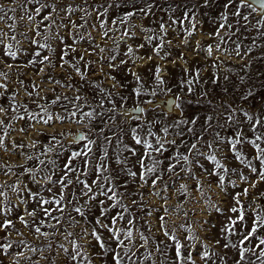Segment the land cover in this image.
<instances>
[{
    "label": "rangeland",
    "instance_id": "1",
    "mask_svg": "<svg viewBox=\"0 0 264 264\" xmlns=\"http://www.w3.org/2000/svg\"><path fill=\"white\" fill-rule=\"evenodd\" d=\"M44 3L55 5L57 11L49 7L36 15L35 8ZM0 6V16H4L0 20V73L4 74L0 75V84L6 85L0 88V108L4 109L0 112V136L8 149L0 148V165H4L0 167V185H5L0 188L5 193L0 197V209L10 210L0 211V222L11 219L14 223V227L0 231V237H7L0 243L12 245L7 254L0 255L3 264H13L14 260L19 264H114L112 254L105 253L94 237L85 234V229L88 233L95 229L106 248H116V242L109 239L110 233L95 223L101 206L98 201L81 196L82 185L65 190L67 200L72 199L71 192L76 199L66 205L62 226L56 225L55 229L49 225L56 221L39 211L33 223L25 209L32 211L36 203L23 190L19 195L27 203H19L17 192L12 190V186L23 189L26 185L46 199L53 194L58 196L60 185L47 183L44 177L52 175L53 180H58L67 157L82 150L87 141L68 139L78 131L95 141L87 157L90 167L106 165L108 171L103 176L113 178L117 192L119 204L114 208L110 207L113 201L99 197L105 201L103 207L110 208L101 217L102 223L112 226L110 217L123 213L125 219L115 227L133 231L134 246L128 253L132 259L124 256L122 264H236L240 248L248 250L240 264H264V257L257 259L260 249L255 248L259 239H264V226L258 229L255 239L239 243L251 218L257 214L264 217V179L260 175L264 165L256 159L257 149L248 143L255 141L264 148V11L259 14L255 6L244 0H0ZM129 12L133 15L121 23ZM49 13L52 19L40 23L42 16ZM29 15L34 17L32 21L28 20ZM70 21L83 27L73 28ZM161 23L165 25L164 32L160 30ZM220 24L225 27L220 28ZM125 31L129 35L125 36ZM33 40L38 43L33 44ZM161 40L163 45L157 55L154 48ZM40 44L48 47L41 48ZM5 46L16 53L15 58L5 55ZM129 47L133 49L132 56L126 55ZM36 52H40L39 57ZM64 52L67 55L61 60ZM45 56L48 60L39 63ZM30 60L37 62L30 64ZM157 67L161 69L162 84L156 79ZM132 72L140 77L139 82ZM134 90H140L142 95L136 96ZM153 91L155 96L151 95ZM170 95L175 97L173 108L177 112L166 111L158 104ZM77 96L81 99L76 100ZM73 105L82 107L77 110ZM136 106L145 111H133ZM93 110L96 115L90 122L83 118L76 123L69 117L70 112L76 111L75 119L80 120L82 113ZM48 114L54 119L45 124L43 119ZM56 116L64 119L57 120ZM257 120L261 123L257 124ZM177 121L186 123L177 126ZM164 127H168L167 135L162 131ZM133 128L154 145L161 139L167 149L162 156L152 153L163 162L146 175L147 183L139 179V157L125 151V146H129L143 155L142 146L132 140ZM149 130L155 135L149 136ZM238 134L242 142L233 152L229 140H235ZM53 136L56 140L51 139ZM256 136L261 139L256 140ZM173 140L175 144L168 143ZM14 143L23 146L13 147ZM193 143L197 149L189 151ZM49 148L52 151H46ZM105 151L107 157L101 160ZM237 154L240 159H236ZM208 155H215L222 167L216 168L214 162L206 159ZM183 156H188L187 164ZM117 157L125 163L118 164ZM83 159L73 160V166L82 168ZM40 160L45 164L40 165ZM49 160L55 161V166ZM145 163L151 166L152 161L146 157ZM170 163L175 165L173 172L167 171ZM26 168L35 171L39 187L24 172ZM127 169L137 176H129ZM77 174H70V178L75 180ZM103 176L100 182L107 188ZM157 176L160 179L153 186L151 181ZM81 178L91 184L96 175L89 171ZM47 188H52V192ZM157 192L159 195H155ZM73 206L82 207L85 216L74 212ZM231 207L241 209L245 216L243 222L233 226L235 234L221 231L229 225V218L238 216L230 211ZM19 215H24L27 227L19 221ZM72 218L79 223H70ZM129 219L132 225L127 224ZM37 226L49 235L35 233ZM165 231L177 237L183 245L182 255L190 254L191 260H176L173 241L164 235ZM69 232L71 236H67ZM141 234L147 244L140 239ZM73 241L81 253L75 260L70 258L76 251ZM226 243L236 247L224 248ZM31 248L37 251H30ZM117 251L124 255L121 249ZM18 252L24 256L18 257ZM204 252L208 253L207 259H201Z\"/></svg>",
    "mask_w": 264,
    "mask_h": 264
},
{
    "label": "snow or ice",
    "instance_id": "2",
    "mask_svg": "<svg viewBox=\"0 0 264 264\" xmlns=\"http://www.w3.org/2000/svg\"><path fill=\"white\" fill-rule=\"evenodd\" d=\"M33 2L39 3V0H28V3H33ZM229 2H231V0H229ZM241 2H243V0H241ZM259 3H260V7L262 9H264V0H259ZM49 7L52 8L53 12L57 11V8L55 5L50 6L47 3H44V4H41L40 7L35 8L36 15H40L43 10H45ZM225 7H228V5L226 4ZM12 10L14 11L15 9H12ZM0 11H3L2 6H0ZM141 11H143V10H141ZM132 15H133V13H131V12L127 13L126 16L123 18V20L121 21V23H123L124 20H127L128 17H130ZM235 15L239 16L240 13L236 12ZM185 16L187 17V14H185ZM3 19H4V16H0V20H3ZM33 19H34V17L32 15L28 16L29 21H32ZM51 19H52V13H49L47 15H43L40 23H43V21H50ZM244 19L247 20L248 18L244 17ZM70 23H71V26L73 28L83 27V25L78 26L74 21H70ZM112 23L115 24L116 21L113 20ZM173 23H175V21H173ZM38 26L39 25H37V27ZM101 27H104L103 23H101ZM219 27L224 28L225 25L220 24ZM160 30H161V32L165 31V25L163 23L160 24ZM107 34H108L107 32L104 33L105 36H107ZM190 34L191 33H189V35ZM37 35H39V32H37ZM124 35L127 36V35H129V33L127 31H125ZM147 39L151 40L152 37H147ZM32 43L36 44L38 42L33 40ZM162 45H163V41L161 40V44H158L156 46V48H154V51L157 53V55L159 54V49L162 47ZM5 47H6L5 55L11 56L12 58H15L16 53L11 51L9 46H5ZM40 47L45 48L48 46L46 44H40ZM140 47H143V45H140ZM101 51H103V49H101ZM211 51H212L211 47H209V49H208L209 55H211ZM66 55H67V52H64V54L61 55L60 59L63 60L64 56H66ZM126 55H129V56L133 55V49L131 47H129L127 49ZM35 56L39 57L40 52H36ZM81 59H83V57H81ZM111 59L114 60L115 57H112ZM148 59H151V57H148ZM46 60H48L47 56L43 57V59L40 60L39 63H43ZM36 62L37 61H35V60L29 61L30 64L36 63ZM123 63H126V61H121V64H123ZM9 67H11V65H9ZM75 70L77 71V73H80L79 68H76ZM40 71H43V69H41ZM129 71H131V70H129ZM155 71H156V79L159 81V83L162 84L163 80L159 76L161 69L159 67H157ZM131 74L136 77L137 82L140 81V77L136 73L132 72ZM0 75H4V74L0 73ZM82 78H83V76H82ZM57 83H59V81H57ZM189 83H191V82H189ZM0 88H6V85L0 84ZM134 91H135L136 96L142 95L140 90H134ZM169 91H170V89H169ZM29 95H31V94H29ZM151 95L155 96L156 92L153 91L151 93ZM65 99H67V98L65 97ZM75 99L80 100L81 97L77 96ZM57 100H59V97H57ZM53 103H56V101H53ZM146 103H150V101H146ZM102 106H103V102H101V107ZM73 107L76 108L77 110H79L82 106L81 105H73ZM176 107H179V105H176ZM132 110L135 112H138V113H143L145 111V108L140 107V106H136ZM3 111H4V109L0 108V112H3ZM43 111L45 113H47L46 109H43ZM30 115H31L32 119H36L35 115H32V114H30ZM76 115H77L76 111H72L69 113V117H71L74 120V122L81 123L83 118H88V120L90 122L91 119L94 117V115H96V113H95V110L90 111V112H84V113H82V117L80 120L75 119ZM245 115H247V113H245ZM19 118L24 119L23 116H21ZM41 119H43V117ZM53 119H54V117L51 114H48L47 119H43V123L47 124V123H49V121H51ZM55 119L62 120V119H64V117L56 116ZM0 123H2V122H0ZM180 123H186V121H177L176 122L177 126ZM192 123H195V121L193 120ZM259 123H261V121L257 120V124H259ZM253 128H255V125H253ZM21 131H24V129H21ZM101 131H103V130L101 129ZM162 131L165 133V135H167L168 134V127L162 128ZM189 131H192V129H189ZM132 133H133L132 140L135 142V145L142 146L143 155H141L135 148L129 147V146H125V151L129 152L132 156H138L139 157L138 164H139V167L141 169V171L139 173V179L141 181H144L145 183H147V180L145 179L146 175L155 172L156 168L163 162L162 160H158L155 157H153L152 153L155 152V153H158L162 156L163 153L165 151H167V149L165 148V142L158 138L155 142V145H154L153 143L149 142L147 139H142L138 134H136L135 128L132 129ZM148 135L153 136L155 134L151 130H149ZM177 135H182V133H177ZM51 139L56 140V137L53 136ZM105 139L110 140L111 138L105 137ZM260 139H261L260 136H256V140H260ZM74 140L75 141H87V142L83 144V148L81 151H73L67 157V160L62 165V169H61L63 174L59 177L58 180H53L52 175H48L47 177H44V180L47 183H51L53 185H55V184L60 185V190H59L58 196L56 194H53V196L50 199H46V198L40 196L39 192H33L32 189L28 188L26 185L23 187V189L18 188L16 186H12V190L14 192H17L19 203H22V204L27 203V200L20 197V195H19V193L22 190L27 192V198L28 199H31L36 203V207L32 211H27V209H25L27 215L33 218V223H35V218H36L37 212L39 211V212L43 213L44 217L56 221L55 224L49 225V227H52L55 229L56 225L62 226L61 221L63 219V213L65 212L66 205L73 204V201H75V199H76L75 193L71 192L70 195L72 196V199L67 200L66 196H65V190L69 189V186L74 187L76 184L82 185V188L80 189L81 196L87 197L88 201H98L99 205L101 206L100 216L96 218L95 223L100 225L102 228H105L108 231V233H110L109 239L114 240L116 242V248H110V247L106 248L105 244L101 241V237L97 234L95 229H93L90 233H88L87 229H85L84 230L85 234H89L92 237H94L95 240L97 242H99L100 248L104 249L105 253H111L112 254V260H113L114 264H122L124 256H127L129 260L132 259V256H129L128 253L131 251L130 246H134L133 231L131 228L125 229L123 227H115L120 220L125 219L123 213H117L116 216L110 217V221H111L112 226H109L108 224L102 223V221H101V217H105L106 213H108L110 211V208H104L103 205H104L105 201L103 199H99V197L102 196V197H105L108 201H113L112 205L110 206L111 208H114L119 204V201L117 199V192L115 191V185H114L113 178L110 176H103V173L108 171L107 166L104 164H98V165H95L94 167H90V161L87 159V157L91 154V152H92L91 145L94 144L95 141L89 139L88 136L83 134V133L74 136ZM241 142H242V140L239 137V134L237 135V138L235 140H232V139L229 140V143L231 144L233 152H236V145L241 143ZM57 143H58V141H57ZM168 143L175 144V141L174 140L169 141ZM248 143H251L253 145V147H255L257 149L256 159H259L261 161V164L264 165V148H260L259 144L255 143V141H248ZM22 146L23 145H16L15 143L13 144V147H22ZM207 146L209 148H211V144H208ZM33 147H35V143L33 144ZM0 148H5L6 151L8 150L5 146L4 137H2V136H0ZM195 149H197V145L195 143L191 144V148L189 149V151H192ZM46 151L50 152V151H52V149L49 148ZM78 157L84 158L83 162H82V165H83L82 168H78V167L73 166V163H72L73 160H75ZM106 157H107V152L105 151L104 155L101 156L100 159L104 160ZM146 157L152 161L151 166L146 165V163H145ZM27 159L31 160V159H33V157L28 156ZM182 159L185 162V164H187L189 162L188 156H183ZM206 159L214 162L216 168L222 167L220 165V163L216 160L215 155H208V156H206ZM236 159H240L239 154L236 155ZM178 160H179V158H178ZM116 162L118 164L125 163V161L120 160L119 157L116 158ZM39 163H40V165H44L45 161L40 160ZM48 163L53 164L55 166V161L49 160ZM0 167H4V165H0ZM174 169H175L174 164H171V163L168 164V166H167L168 172H173ZM121 170L124 171L125 169H121ZM89 171H92L96 175V178L92 179L91 184H89L85 179L81 178L82 176H87L89 174ZM225 171H227V169H225ZM252 171L255 172L256 169L253 168ZM24 172L31 175L32 182L37 184L38 187L40 186V181L37 180L35 171L33 169L26 168V169H24ZM74 173H78L75 176V180L70 178V174H74ZM5 174L7 175V173H5ZM127 174L129 176H132V177L137 176V173L131 171L130 169H127ZM211 174L215 175L216 173L213 172ZM260 175H261V179H264V171H262L260 173ZM102 176H103V181L109 185L107 188H105V183L100 182ZM240 178L244 179L243 176H241ZM159 179H160L159 176H157L155 179H152V181H151L152 185L155 186L157 183V180H159ZM223 182H224V177L221 176L220 177V183L223 184ZM4 186L5 185H0V188H2ZM93 186L96 187L95 192L93 191ZM124 186L125 187L127 186L126 182H125ZM253 186H255V185H253ZM181 187L183 188L185 186L181 185ZM46 191L51 193L52 188H47ZM244 194H247V189L244 190ZM155 195H159V193L157 192V193H155ZM4 196H5V193L3 191H0V197H4ZM133 203H135V201H133ZM236 203L239 204L238 199L236 200ZM46 205H47V207H45ZM121 207H122V205H121ZM72 210L74 212H76L78 215H80L82 218L85 216V213H84L82 207L73 206ZM0 211H4L6 213L7 211H10V210L9 209H0ZM124 211H127V209L125 208ZM165 211H167V209H165ZM217 211H220V210L217 209ZM230 211L232 213H238V216L236 217V219L229 218V220H230L229 225H226L223 229H221V231L235 234L233 226L236 225L238 221L243 222L245 220V216L243 214V211L237 207H231ZM53 212H58L61 215L60 216L53 215ZM18 219L26 227L28 226V221L25 220L24 215H19ZM160 221H161V228H164V217L163 216L160 217ZM39 223H40V225H43L44 221L41 220ZM70 223L77 224V223H79V221H76L74 218H72L70 220ZM132 223H133V221L131 219L127 220L128 225H132ZM262 226H264V217H262L259 214L253 216L251 218L250 227L246 231V234H244L242 236V239H240L239 243L241 245H243V244H245V242H249V241H252L253 239H255L256 234L258 232V229ZM11 227H14L13 220H11V219H3V221L0 222V231H5ZM181 227H183V225ZM34 231H35V233L39 234L40 236L47 237L49 235V233H47V232H42L40 226L35 227ZM71 235H72L71 232L67 233V236H71ZM164 235L167 236L169 240L173 241L174 248H175V258L177 261H181L183 259H187V260L192 259L190 254L187 257H184L182 255L183 245L181 244V242L177 239V237L175 235H169V233L167 231H165ZM121 236H123L124 238L121 239L120 238ZM65 238H67V237H65ZM188 238L191 239L192 237H188ZM6 239H7V237H0V240H6ZM140 239L144 242V244H147V242H148L147 238L144 237L143 234H141ZM126 241H127V243H126ZM19 243L23 245L24 241L21 240ZM72 243H73V248L76 249V251H75V254L72 255L70 258L72 260H75L76 257L79 256L81 253L78 250V246L76 245L75 241H73ZM216 243L219 244V240H217ZM144 244H142L141 247H143ZM230 246L232 248L236 247V245H234V244L230 245L229 243H226L223 245L224 248H228ZM261 246H264V239H259L258 243L255 245V248L260 249V253H259V256L257 257V259L264 257V248H262ZM11 247H12L11 244L0 243V255L7 254L8 250ZM49 247H50V245H49ZM60 247L63 248V245H60ZM165 247H169V245H165ZM117 249H121L123 251L124 255L122 256L121 252L117 251ZM30 251L35 252V251H37V249L31 248ZM64 251L67 252L68 250L64 249ZM157 251H160L159 246H157ZM246 251H248V250L245 248L239 249L240 260H238L236 262V264H240V261L245 259V252ZM253 251H254V249H253ZM16 255L18 257H23L24 253L18 252V253H16ZM132 255H135V253H132ZM207 257H208L207 252L202 253L201 259H207ZM145 258H147V257H145ZM0 264H3V260H0ZM13 264H19V261L14 260ZM193 264H194V262H193Z\"/></svg>",
    "mask_w": 264,
    "mask_h": 264
},
{
    "label": "water",
    "instance_id": "3",
    "mask_svg": "<svg viewBox=\"0 0 264 264\" xmlns=\"http://www.w3.org/2000/svg\"><path fill=\"white\" fill-rule=\"evenodd\" d=\"M244 1H247L250 4H252L253 6H255L257 8V12L259 14H261L264 11V9H262L260 7L259 0H244ZM174 103H175V97L172 96V95L167 96L165 99H161V100L158 101V104L161 105L166 111H175V112H177V109L173 108V104ZM81 133H82L81 131H78V132L75 133V135H70L68 137V139L71 140V141H75L74 140V136L79 135ZM263 197H264V195L261 196V198H263Z\"/></svg>",
    "mask_w": 264,
    "mask_h": 264
}]
</instances>
